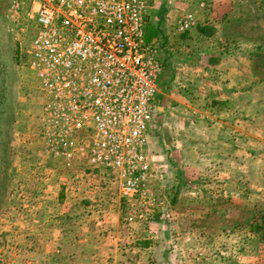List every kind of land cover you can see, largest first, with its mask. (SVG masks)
<instances>
[{
  "label": "rangeland",
  "instance_id": "1",
  "mask_svg": "<svg viewBox=\"0 0 264 264\" xmlns=\"http://www.w3.org/2000/svg\"><path fill=\"white\" fill-rule=\"evenodd\" d=\"M145 5L167 106L164 122L155 106L160 127L149 130L147 211L106 170L44 152L21 51L29 0L16 10L0 0V264H264V233L250 229L264 214V0ZM144 238L150 251H133Z\"/></svg>",
  "mask_w": 264,
  "mask_h": 264
},
{
  "label": "built area",
  "instance_id": "2",
  "mask_svg": "<svg viewBox=\"0 0 264 264\" xmlns=\"http://www.w3.org/2000/svg\"><path fill=\"white\" fill-rule=\"evenodd\" d=\"M10 1L14 10L23 4ZM145 18V0H29L21 51L39 90L44 152L65 167L82 158L106 170L147 211L161 63ZM189 26L182 20V30Z\"/></svg>",
  "mask_w": 264,
  "mask_h": 264
},
{
  "label": "crops",
  "instance_id": "3",
  "mask_svg": "<svg viewBox=\"0 0 264 264\" xmlns=\"http://www.w3.org/2000/svg\"><path fill=\"white\" fill-rule=\"evenodd\" d=\"M168 97L170 98V99H172V100H174L175 102H181L180 100H179V98H178V95L176 96L175 94H172V92H170V94H168ZM164 102H165V96H162L161 94L158 96V94H157V96H156V98H155V100H154V103H155V106H156V111H157V113H159V115L157 114V116H156V118H157V120H159V119H161V120H163V122H164V117H165V115H166V108H167V106H166V103L164 104ZM170 104H173L172 102H170ZM174 106V105H173ZM173 109H174V107H172ZM192 108H194V107H192ZM195 110L194 111H196V108H194ZM200 114V113H199ZM155 121L154 120V122H153V124H152V126L154 125V127H153V130H152V133H154L155 132V127L158 129L159 127H160V122L161 121ZM156 122V123H155ZM191 124H193L194 122H195V120L194 119H190V121H189ZM150 129H152V128H150ZM150 132H151V130H150ZM152 138H153V136H152ZM178 150V147H175L173 150H172V152H174V153H176V154H173V153H171L172 155H174V156H176V160H177V156L179 155V154H177L178 152H179V150ZM189 153H191V154H193L194 153V151H189L188 152V154ZM197 153V152H196ZM171 154L169 153V157L171 156ZM180 154L184 157V152L183 151H181L180 152ZM183 157H181L179 160H178V164H180V163H183L184 162V158ZM203 157V156H202ZM213 156L212 155H210V154H208L207 153V155H205V157H203V159H207L208 158V161H209V158L211 159ZM172 160V159H171ZM172 161H175V160H172ZM208 164H210L209 162H208ZM186 169H189V167L188 166H186L185 167ZM173 189V188H172ZM176 190V191H175ZM173 192H174V198L172 199H170L169 200V202L173 205V203H175V194H177L178 193V191H177V188L176 187H174V189H173ZM168 197H170L169 195H168ZM145 240V242H146V244L145 245H141L140 244V242L142 241H144ZM144 240H141L140 242H138V244H140V246L142 247V248H139V247H137L136 249L134 248L133 249V251H135L136 250V252H141V251H143L144 253L146 252L147 253V251H150V248H151V246H150V241L149 240H146L145 238H144ZM159 263H160V259H159V261H158Z\"/></svg>",
  "mask_w": 264,
  "mask_h": 264
},
{
  "label": "trees",
  "instance_id": "4",
  "mask_svg": "<svg viewBox=\"0 0 264 264\" xmlns=\"http://www.w3.org/2000/svg\"><path fill=\"white\" fill-rule=\"evenodd\" d=\"M148 31H149V28H148ZM258 49H262V51H264V45L259 44ZM250 229L252 232L256 233L258 236H261L264 233V214L260 215L259 218L257 217V219L250 225ZM140 244L145 245L146 242L143 241V242H140Z\"/></svg>",
  "mask_w": 264,
  "mask_h": 264
}]
</instances>
